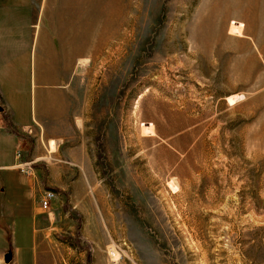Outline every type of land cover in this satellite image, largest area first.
<instances>
[{
    "label": "rangeland",
    "instance_id": "rangeland-1",
    "mask_svg": "<svg viewBox=\"0 0 264 264\" xmlns=\"http://www.w3.org/2000/svg\"><path fill=\"white\" fill-rule=\"evenodd\" d=\"M213 1L103 9L102 27L119 36L93 32L92 54L78 55L64 141L30 142L43 150L28 178L34 200L52 190L59 201L45 226L51 264H264V27L248 28V4L238 8L248 0L226 1L229 28L221 15L204 22ZM76 9L97 15L92 0ZM54 34L67 52L82 44ZM17 149L0 132V163ZM26 182L0 170V264L29 245Z\"/></svg>",
    "mask_w": 264,
    "mask_h": 264
},
{
    "label": "crops",
    "instance_id": "crops-1",
    "mask_svg": "<svg viewBox=\"0 0 264 264\" xmlns=\"http://www.w3.org/2000/svg\"><path fill=\"white\" fill-rule=\"evenodd\" d=\"M110 1L115 0H92L93 14L96 10L97 15L89 18L85 9L77 13L76 0H0V132L14 134L21 150L17 149L8 162L0 163V170L19 173L15 170L17 163L38 161L43 150L38 142L30 143L35 137L41 143L43 139L50 141L51 146L53 141H64L73 118L71 89L76 81L78 55L87 50L91 55L93 32H98L100 42L101 33L108 30L102 27V11L109 9ZM246 5L238 8L244 10ZM259 13L263 15L264 10L260 8ZM262 15L260 28L264 27ZM61 31L73 32L82 44L77 48L72 44L74 49L67 52V44L54 34ZM28 129L31 135L26 133ZM26 181L34 200L30 179L26 177ZM58 204L54 198L49 205L54 210L49 212V208H40L39 201H33L29 245L11 246L12 264H24L26 251L30 264H51L48 242L52 233L45 232V226L52 227L51 217L56 216ZM12 241H16V233Z\"/></svg>",
    "mask_w": 264,
    "mask_h": 264
},
{
    "label": "bare ground",
    "instance_id": "bare-ground-1",
    "mask_svg": "<svg viewBox=\"0 0 264 264\" xmlns=\"http://www.w3.org/2000/svg\"><path fill=\"white\" fill-rule=\"evenodd\" d=\"M227 0H214L213 1V3H211L212 5H211V11H210V14H209V16L204 20V22H208L212 17L214 18V17H216V16H220L221 15V17H220V19H221V21H222V24H224L225 22H228V28H229V25H230V19H228L229 17H230V14H229V16L226 18V17H223L224 15H226V14H228V13H230L229 11V9H230V7L228 6V4H227V2H226ZM248 5H247V7H248V9H247V15H248V28L249 29H256L257 27H260V23H258V19H259V17L262 15V13L261 14H259V13H257V11H258V5L256 4V3H254V1L253 0H248V3H247ZM245 14V15H246ZM246 15V16H247ZM264 15V14H263ZM263 15H262V17H263ZM260 22V21H259ZM262 22V24H263V21H261ZM262 26V25H261ZM220 29V28H219ZM208 30V29H207ZM117 29H110V30H107V32H106V35H105V37H107L108 39H112L114 36H116V35H118L117 34ZM241 31H243V30H241ZM206 33H207V36L206 37H204V39H210V38H214V39H216L213 35L212 36H210L209 34H208V31H206ZM125 34V33H124ZM211 34V33H210ZM217 35V34H216ZM219 35V34H218ZM217 35V36H218ZM119 36V35H118ZM126 37V36H125ZM99 48H101V47H96V50L97 49H99ZM237 99V97L236 96H233V97H230V98H228V101L229 102H234L235 100ZM110 255L112 256V257H115L116 256V252L113 250V249H111L110 250Z\"/></svg>",
    "mask_w": 264,
    "mask_h": 264
},
{
    "label": "built area",
    "instance_id": "built-area-1",
    "mask_svg": "<svg viewBox=\"0 0 264 264\" xmlns=\"http://www.w3.org/2000/svg\"><path fill=\"white\" fill-rule=\"evenodd\" d=\"M28 135L32 134L31 129H28L26 131ZM49 146V145H48ZM16 157L19 158L20 154L17 152ZM36 161H21L17 163L15 166V170L18 171L20 174L24 175L25 177H33V164H35ZM55 198V193L52 190H44L41 194L40 200H39V205L40 208L43 211L48 210L50 202Z\"/></svg>",
    "mask_w": 264,
    "mask_h": 264
},
{
    "label": "water",
    "instance_id": "water-1",
    "mask_svg": "<svg viewBox=\"0 0 264 264\" xmlns=\"http://www.w3.org/2000/svg\"><path fill=\"white\" fill-rule=\"evenodd\" d=\"M2 111V109L0 108V112ZM12 259V253L8 252L5 256H4V262L6 264H9L11 262Z\"/></svg>",
    "mask_w": 264,
    "mask_h": 264
},
{
    "label": "trees",
    "instance_id": "trees-1",
    "mask_svg": "<svg viewBox=\"0 0 264 264\" xmlns=\"http://www.w3.org/2000/svg\"><path fill=\"white\" fill-rule=\"evenodd\" d=\"M10 252V251H9Z\"/></svg>",
    "mask_w": 264,
    "mask_h": 264
}]
</instances>
